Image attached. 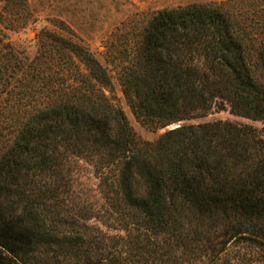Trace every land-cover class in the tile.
<instances>
[{
    "label": "trees",
    "instance_id": "1",
    "mask_svg": "<svg viewBox=\"0 0 264 264\" xmlns=\"http://www.w3.org/2000/svg\"><path fill=\"white\" fill-rule=\"evenodd\" d=\"M2 1L11 20L27 8ZM35 37L28 58L0 27V264H264V137L181 122L215 107L264 120V10L192 2L130 30L117 79L135 119L163 128L153 139L85 44Z\"/></svg>",
    "mask_w": 264,
    "mask_h": 264
},
{
    "label": "rangeland",
    "instance_id": "2",
    "mask_svg": "<svg viewBox=\"0 0 264 264\" xmlns=\"http://www.w3.org/2000/svg\"><path fill=\"white\" fill-rule=\"evenodd\" d=\"M192 2L218 3L233 12L264 10V0H27L24 14L11 20L6 18L4 2L0 0V27L14 45L24 50L28 58L36 51L35 35L41 29L60 32L85 44L111 73V82L105 88L106 94L123 110L128 124L139 136L153 139L163 128L153 131L142 126L135 119L121 92L116 72L119 49L126 43L130 30L134 26L141 27L157 10ZM219 118L251 124L264 137V120L233 114L228 107H215L205 116L181 122H203ZM76 179L77 183L92 188V191L95 188L96 179L88 165L80 168Z\"/></svg>",
    "mask_w": 264,
    "mask_h": 264
}]
</instances>
